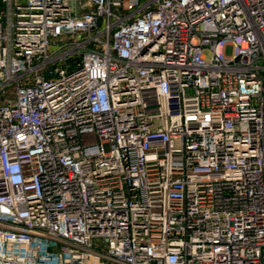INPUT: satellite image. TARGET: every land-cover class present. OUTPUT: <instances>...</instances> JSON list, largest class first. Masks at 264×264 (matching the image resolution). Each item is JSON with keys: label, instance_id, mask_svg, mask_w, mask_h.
Instances as JSON below:
<instances>
[{"label": "built area", "instance_id": "2783aa9c", "mask_svg": "<svg viewBox=\"0 0 264 264\" xmlns=\"http://www.w3.org/2000/svg\"><path fill=\"white\" fill-rule=\"evenodd\" d=\"M0 264H264V0H0Z\"/></svg>", "mask_w": 264, "mask_h": 264}, {"label": "rangeland", "instance_id": "374dc122", "mask_svg": "<svg viewBox=\"0 0 264 264\" xmlns=\"http://www.w3.org/2000/svg\"><path fill=\"white\" fill-rule=\"evenodd\" d=\"M231 52H232L231 47H228L227 50H226V53H227L228 55H230Z\"/></svg>", "mask_w": 264, "mask_h": 264}]
</instances>
